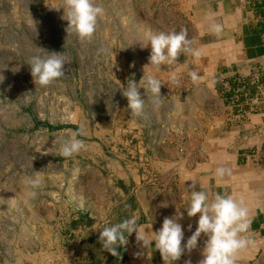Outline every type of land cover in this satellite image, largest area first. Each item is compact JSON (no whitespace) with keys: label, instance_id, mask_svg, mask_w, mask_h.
I'll return each mask as SVG.
<instances>
[{"label":"rangeland","instance_id":"1","mask_svg":"<svg viewBox=\"0 0 264 264\" xmlns=\"http://www.w3.org/2000/svg\"><path fill=\"white\" fill-rule=\"evenodd\" d=\"M129 1L102 0L97 32L82 42L66 31L64 9H56L62 0H0V264H117L121 252L126 264L128 245L113 256L100 232L179 188L177 167L160 175V166L132 161L123 146L132 123L160 110L146 101L133 116L120 90L140 80L129 59ZM35 46L68 58L65 76L50 86L33 82L26 62ZM81 128L84 149L60 155L59 142ZM38 171L42 185L28 199L23 178Z\"/></svg>","mask_w":264,"mask_h":264},{"label":"crops","instance_id":"2","mask_svg":"<svg viewBox=\"0 0 264 264\" xmlns=\"http://www.w3.org/2000/svg\"><path fill=\"white\" fill-rule=\"evenodd\" d=\"M127 10L135 46L129 48V59L138 69L132 77L155 75L163 84V98L149 120L129 126L130 140L123 146L132 161L160 166V175L179 169L176 192L166 191L159 205L140 203L138 223L150 234L165 217L180 212L185 244L199 218L188 217L184 209L186 189L195 181L194 190L243 199L253 245L239 254L238 264H264V0H130ZM212 23L220 25L219 33L209 31ZM173 29H186L200 56L181 54L159 71L145 67L151 48L137 42L147 31ZM192 72L198 75L195 83ZM218 167L230 169V175L217 177ZM206 239L202 234L197 247L173 264H199ZM127 245L126 264H164L155 242L144 248L133 233Z\"/></svg>","mask_w":264,"mask_h":264},{"label":"clouds","instance_id":"3","mask_svg":"<svg viewBox=\"0 0 264 264\" xmlns=\"http://www.w3.org/2000/svg\"><path fill=\"white\" fill-rule=\"evenodd\" d=\"M61 7L65 12L62 18L68 21L67 33L71 30L82 42H91L97 32L99 21L105 14L102 0H62L61 6L56 9L59 10ZM37 23L31 17L27 26L35 30ZM220 30L219 24L209 25V31L213 33H219ZM137 43L142 49L151 48L149 64L145 67H152L158 71L161 65L171 66L176 63L181 54H191L196 57L201 54L199 49L191 47L192 41L188 38L186 29H173L159 33L147 31L143 39ZM26 63L30 65L35 85L47 87L65 76L64 66L69 61L62 52H48L35 46L34 53ZM190 76L194 83L198 80L197 73L192 72ZM3 79L4 77L0 75V82ZM175 79L176 77L173 76L172 80ZM162 85L155 75L144 72L139 82L130 79L126 87L120 88L123 97L128 101L127 106L131 115L140 116L146 101L150 102L153 108H159L163 98ZM141 88L145 90L147 99L141 97L139 91ZM82 131V128L74 131L59 142L60 155L71 158L84 149V141L78 138ZM230 172L231 170L226 167H218L215 175L223 178L230 175ZM22 182L26 189V197L35 199L43 182L40 171L34 172L32 176H25ZM195 184L196 182L193 181L191 188L186 189L188 206L184 209L188 217H196L199 214V218L195 231L185 244L182 245L184 232L182 225L178 222L183 218L182 213L178 212L173 217H165L162 227L150 234L138 223L139 217L133 214L119 223L103 228L99 235L102 248L113 256H119L118 249L126 246L128 236L135 233L136 241L141 243L142 247L152 248L155 242V250L160 252L164 264H173L185 251L191 252L195 249L203 234L207 239L202 249L203 259L199 261V264H238L239 254L253 245V241L247 235L250 226L249 209L241 198L222 193L210 196L206 190H194ZM188 228L191 230L192 226L189 225ZM185 264H191V262L185 261Z\"/></svg>","mask_w":264,"mask_h":264},{"label":"trees","instance_id":"4","mask_svg":"<svg viewBox=\"0 0 264 264\" xmlns=\"http://www.w3.org/2000/svg\"><path fill=\"white\" fill-rule=\"evenodd\" d=\"M125 259H126L125 252H121V258H120V260L118 261L117 264H123Z\"/></svg>","mask_w":264,"mask_h":264}]
</instances>
